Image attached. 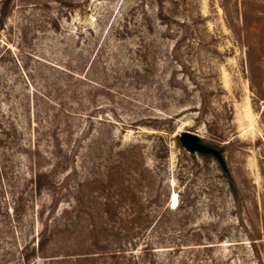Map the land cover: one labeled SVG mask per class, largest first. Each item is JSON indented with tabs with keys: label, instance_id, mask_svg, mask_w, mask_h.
Listing matches in <instances>:
<instances>
[{
	"label": "rangeland",
	"instance_id": "obj_1",
	"mask_svg": "<svg viewBox=\"0 0 264 264\" xmlns=\"http://www.w3.org/2000/svg\"><path fill=\"white\" fill-rule=\"evenodd\" d=\"M1 17L0 264H264V0Z\"/></svg>",
	"mask_w": 264,
	"mask_h": 264
},
{
	"label": "water",
	"instance_id": "obj_2",
	"mask_svg": "<svg viewBox=\"0 0 264 264\" xmlns=\"http://www.w3.org/2000/svg\"><path fill=\"white\" fill-rule=\"evenodd\" d=\"M180 140L182 144L192 152L209 153L221 159L220 152L214 147L208 146L201 142V137L191 131H184L180 133Z\"/></svg>",
	"mask_w": 264,
	"mask_h": 264
},
{
	"label": "trees",
	"instance_id": "obj_3",
	"mask_svg": "<svg viewBox=\"0 0 264 264\" xmlns=\"http://www.w3.org/2000/svg\"><path fill=\"white\" fill-rule=\"evenodd\" d=\"M3 20H4V18L2 19V17H1V18H0V21H1V24H0V25H1V26H2ZM202 154H204V153H202ZM40 243H42V244H43V243H44V241H41Z\"/></svg>",
	"mask_w": 264,
	"mask_h": 264
},
{
	"label": "bare ground",
	"instance_id": "obj_4",
	"mask_svg": "<svg viewBox=\"0 0 264 264\" xmlns=\"http://www.w3.org/2000/svg\"><path fill=\"white\" fill-rule=\"evenodd\" d=\"M175 206H177V205H175Z\"/></svg>",
	"mask_w": 264,
	"mask_h": 264
}]
</instances>
